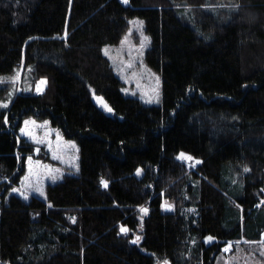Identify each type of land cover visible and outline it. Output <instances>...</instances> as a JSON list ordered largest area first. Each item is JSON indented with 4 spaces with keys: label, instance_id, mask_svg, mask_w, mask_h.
Segmentation results:
<instances>
[{
    "label": "trees",
    "instance_id": "16d2710c",
    "mask_svg": "<svg viewBox=\"0 0 264 264\" xmlns=\"http://www.w3.org/2000/svg\"><path fill=\"white\" fill-rule=\"evenodd\" d=\"M132 17L159 106L124 96L101 53ZM21 64L44 88L0 111V264H215L260 240L264 0H0V74ZM25 118L77 146V171L44 198L9 194L34 153Z\"/></svg>",
    "mask_w": 264,
    "mask_h": 264
},
{
    "label": "rangeland",
    "instance_id": "374dc122",
    "mask_svg": "<svg viewBox=\"0 0 264 264\" xmlns=\"http://www.w3.org/2000/svg\"><path fill=\"white\" fill-rule=\"evenodd\" d=\"M149 45L150 39L144 31L143 19L132 17L128 20V27L119 43L104 45L101 53L109 62L113 74L122 82L121 93L124 96L137 98L149 106H159L162 103L161 78L145 61ZM30 70V67L21 64L9 74H0V111L7 109L18 94L43 90L44 81L32 79ZM89 93L98 109L105 115H114L102 96L90 87ZM18 136L34 146V153L25 157L23 172L9 194L24 200H28L31 195L44 198L47 184L58 182L64 175L77 171L75 142L63 138L60 131L50 127L47 121L23 119ZM181 159L185 163L184 158ZM260 202L264 203V199ZM163 209L170 210V206L164 204ZM226 247L229 248L228 251H225ZM215 264H264V230L260 234V240L227 243L217 256Z\"/></svg>",
    "mask_w": 264,
    "mask_h": 264
},
{
    "label": "snow or ice",
    "instance_id": "6c2138e0",
    "mask_svg": "<svg viewBox=\"0 0 264 264\" xmlns=\"http://www.w3.org/2000/svg\"><path fill=\"white\" fill-rule=\"evenodd\" d=\"M124 2L125 3H127V0H124ZM107 54V53H106ZM5 107H6V105H4ZM110 110V109H109ZM26 124L28 123V122H25ZM21 131H24L23 129L21 130ZM178 158H186V159H192L191 157H185V154L184 153H181L180 154V157H178ZM30 159V158H29ZM138 171V173H139V170H137ZM245 171H247V169H245ZM102 183H105V182H102ZM13 191H18L17 189H13ZM23 194V193H22ZM141 211H143V212H147V209H141ZM121 231L122 232H126L127 231V229H125V228H121ZM137 239V241L139 240V237H137L136 238ZM209 240H211L212 238L211 237H209L208 238ZM133 242H136V241H133ZM230 247V246H229ZM229 250V248L228 247H226L225 248V251H228ZM164 264H167V262L165 261L164 262Z\"/></svg>",
    "mask_w": 264,
    "mask_h": 264
}]
</instances>
